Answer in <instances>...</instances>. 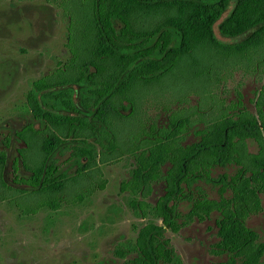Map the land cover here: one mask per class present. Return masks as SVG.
<instances>
[{"label":"trees","instance_id":"1","mask_svg":"<svg viewBox=\"0 0 264 264\" xmlns=\"http://www.w3.org/2000/svg\"><path fill=\"white\" fill-rule=\"evenodd\" d=\"M72 1L82 6L85 16L66 8ZM229 3L64 0L62 8L70 13V19L77 16V25L85 21V27L77 30L81 39L77 36L75 42L84 47L83 53L69 49L71 74L59 85L65 88L55 91V86L41 81L28 94L29 112L44 124L45 136L33 142L44 159L38 168L31 169L27 183L32 194H58L67 183L88 178L87 171L96 157L102 161L130 157L129 178L120 184V192L129 194L127 207L147 223L137 230L133 241L121 242L114 249L122 264H182L165 231L176 234L182 227L207 221L212 215H216L217 242L211 252L226 259L217 264H264V241L247 226L251 216L262 212L264 196V84L253 102L254 114L239 106L231 108L197 131L198 140L189 145H183L190 126L187 119L170 120L166 128L153 127L144 139L135 138L120 146L106 121L118 114L116 107L121 106V100L129 101L128 94L136 85L162 79L197 51L238 58L250 51L264 52V0H236L220 21ZM142 19L150 22L143 25ZM218 22V30L225 37L249 36L237 44H223L214 35ZM70 85L79 88L78 104ZM30 131L33 136L40 134ZM251 144L256 146L255 154L248 152ZM66 152L77 166L71 177L56 167V155ZM4 162L0 153V173ZM217 169L234 171L214 178ZM160 182L164 183L163 195L152 205L147 198L152 185ZM201 182L216 189L217 199L209 197ZM103 186L104 182H99L98 187ZM82 198L78 195V201ZM182 205L187 207L184 214L179 211Z\"/></svg>","mask_w":264,"mask_h":264},{"label":"rangeland","instance_id":"2","mask_svg":"<svg viewBox=\"0 0 264 264\" xmlns=\"http://www.w3.org/2000/svg\"><path fill=\"white\" fill-rule=\"evenodd\" d=\"M235 1L230 0L220 21ZM63 5L64 0H0V153L5 157L0 173V264H122L114 249L121 242L133 241L137 230L147 223L127 207L129 194L120 192L133 162L127 155L116 161L96 157L87 171L88 178L67 183L58 194H32L33 189L26 185L31 169L38 168L44 159L33 142L45 136L44 124L29 112L28 94L41 81L55 86V91L65 88L59 85L71 74L69 49L83 53L84 47L75 42L77 36L81 39L77 30L85 27V21L77 25L78 17L70 19ZM78 7L74 1L66 5L79 17L85 16L82 6ZM141 22L146 25L150 21ZM219 22L214 35L223 44H237L249 36L225 37L218 30ZM70 37L75 41L69 42ZM263 84L264 52L250 51L238 58L197 51L162 79L136 85L128 94L129 101L121 100V106L116 107L118 114L107 117V126L120 146L135 138L144 139L153 127L166 128L170 120L187 119L190 126L183 145H189L198 140L197 131L231 108L254 114L253 102ZM69 87L78 104L79 88ZM61 114L75 116L72 112ZM30 129L40 134L33 136ZM248 152L255 154L256 146L249 145ZM56 167L69 177L77 170L68 152L56 155ZM233 171L217 169L212 177ZM199 185L210 198L217 199L214 187ZM151 188L147 202L154 205L163 195L164 183ZM78 195L83 196L81 201ZM261 205L262 212L251 216L247 226L264 241V196ZM179 211L184 214L187 207L182 205ZM215 219L212 215L207 221H194L176 234L165 231L182 264L226 260L211 252L217 242Z\"/></svg>","mask_w":264,"mask_h":264},{"label":"flooded vegetation","instance_id":"3","mask_svg":"<svg viewBox=\"0 0 264 264\" xmlns=\"http://www.w3.org/2000/svg\"><path fill=\"white\" fill-rule=\"evenodd\" d=\"M74 114H75V113H74ZM31 176H32V175H31ZM26 185L32 188V186H31L29 183H27Z\"/></svg>","mask_w":264,"mask_h":264}]
</instances>
